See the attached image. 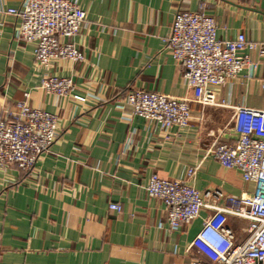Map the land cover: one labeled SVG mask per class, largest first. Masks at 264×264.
Wrapping results in <instances>:
<instances>
[{
	"label": "crops",
	"instance_id": "0c3cea01",
	"mask_svg": "<svg viewBox=\"0 0 264 264\" xmlns=\"http://www.w3.org/2000/svg\"><path fill=\"white\" fill-rule=\"evenodd\" d=\"M0 0V119L29 94V103L58 116L60 134L26 172L0 168V264H189L202 217L168 228L166 204L147 193L153 173L187 180L198 190L240 196L252 190L242 172L221 165L217 141L230 142L235 108H264V56L248 50L245 68L219 90L223 104L191 103V126L166 133L119 98L133 89L191 98L182 68L166 48L178 12L206 10L224 43L245 34L264 45V0H78L87 26L75 42L84 62L37 63L35 44L17 39L19 18ZM74 79L67 97L43 89L44 78ZM118 203L121 212H110ZM229 224L245 237L243 222Z\"/></svg>",
	"mask_w": 264,
	"mask_h": 264
},
{
	"label": "built area",
	"instance_id": "2783aa9c",
	"mask_svg": "<svg viewBox=\"0 0 264 264\" xmlns=\"http://www.w3.org/2000/svg\"><path fill=\"white\" fill-rule=\"evenodd\" d=\"M19 18L17 39L35 44L38 64L49 68L56 60L84 62V50L75 39L87 26V12L78 0H27L21 8H8ZM218 25L206 10L178 12L166 48L182 68L183 78L192 90L191 98L168 96L159 92L133 89L119 98L136 116L156 123L166 133L174 128L184 131L191 126V103L203 106L223 104L220 88L245 68H257L250 54L264 56V45L249 41L245 34L224 43L218 38ZM42 87L58 96H70L76 84L73 78L49 75ZM264 89V78L261 81ZM235 138L217 141L213 154L226 168L238 169L252 190L240 196L227 195L219 188L198 190L190 184L196 170L188 171L187 180L161 177L153 173L146 189L150 197L162 200L168 210V228L177 230L202 217L201 230L192 241L195 250L189 264H264V108L238 106L232 120ZM60 134L58 116L29 103V94L0 119V168L17 165L32 170L38 159L56 142ZM110 212H121L111 203ZM230 217L246 224L243 241L229 224Z\"/></svg>",
	"mask_w": 264,
	"mask_h": 264
},
{
	"label": "rangeland",
	"instance_id": "374dc122",
	"mask_svg": "<svg viewBox=\"0 0 264 264\" xmlns=\"http://www.w3.org/2000/svg\"><path fill=\"white\" fill-rule=\"evenodd\" d=\"M243 241V240H242Z\"/></svg>",
	"mask_w": 264,
	"mask_h": 264
}]
</instances>
